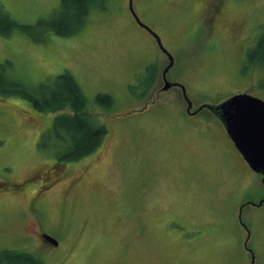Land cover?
<instances>
[{"label":"rangeland","instance_id":"rangeland-1","mask_svg":"<svg viewBox=\"0 0 264 264\" xmlns=\"http://www.w3.org/2000/svg\"><path fill=\"white\" fill-rule=\"evenodd\" d=\"M60 1L0 0V19L33 26L53 17ZM135 1L163 36L173 58L166 80L184 87L189 114L179 88L160 91L168 60L123 7L44 44L0 34L1 79L27 93L71 73L85 109L105 128L93 150L60 158L40 139L72 110L51 114L25 95L0 96V182H23L3 188L16 196L0 202V251L39 264H251L253 256L264 264L263 176L211 112L192 114L240 93L264 101V59L250 57L264 34V0H224L210 25L196 0ZM199 30L205 40L194 47ZM98 95L110 104L97 105ZM46 167L52 178L34 174ZM38 232L58 246H43Z\"/></svg>","mask_w":264,"mask_h":264},{"label":"trees","instance_id":"trees-1","mask_svg":"<svg viewBox=\"0 0 264 264\" xmlns=\"http://www.w3.org/2000/svg\"><path fill=\"white\" fill-rule=\"evenodd\" d=\"M109 1L61 0L53 17L37 21L33 26L22 25L13 20L4 24L0 19V34L9 36L16 31L25 34L37 43L47 41L51 35L70 37L83 28L86 19L98 15V10H105ZM261 37L258 39L257 48L250 54L251 58L257 55L258 61L264 59V34ZM0 81L3 84L0 87L1 95H25L33 107L51 114L64 108L72 110L70 115L54 117L50 128L40 139V142L43 141L42 148H52L57 157L71 159L76 155L87 153L93 150L102 138L105 132L104 126L85 109L88 100L84 97L81 87L68 72L60 74L52 82L29 87L27 93L19 88L21 85L17 81L12 80L11 82L1 78ZM110 99L108 95H98L95 97V102L97 105L105 106L110 104ZM0 264L39 263L24 253L3 250L0 251Z\"/></svg>","mask_w":264,"mask_h":264},{"label":"water","instance_id":"water-1","mask_svg":"<svg viewBox=\"0 0 264 264\" xmlns=\"http://www.w3.org/2000/svg\"><path fill=\"white\" fill-rule=\"evenodd\" d=\"M168 87L170 84L166 83L164 89ZM187 103L190 102L187 100ZM206 108L220 119L249 168L264 176V101L243 93ZM49 241L56 245L51 239Z\"/></svg>","mask_w":264,"mask_h":264},{"label":"snow or ice","instance_id":"snow-or-ice-1","mask_svg":"<svg viewBox=\"0 0 264 264\" xmlns=\"http://www.w3.org/2000/svg\"><path fill=\"white\" fill-rule=\"evenodd\" d=\"M187 2L189 4L192 3V0H187ZM196 2L198 3L199 7L203 10V12L206 14V16L208 17L207 23L210 25L213 20L212 18L215 17V15L218 13V11L223 7L224 4V0H196ZM129 6L131 5V0H128ZM133 15H135V13H132ZM205 32L203 30H199L194 32V34L191 37L192 40V44L195 47L197 44H199V42L201 40L204 39L205 36ZM169 67H171V64L168 65ZM164 71H167V69H165ZM2 81H0V87H2ZM181 88V92H180V96L182 99L187 100V96L185 95L184 91H183V87L182 85L179 86ZM187 108H192V104L191 103H187ZM208 105L205 104H198L196 109L193 111L192 114H195V112H199L202 111L204 107H207ZM213 111H215V109H212ZM246 235L250 236V232H247L246 229ZM245 247H247V240H245L244 242ZM253 260V264H254V256L252 257Z\"/></svg>","mask_w":264,"mask_h":264},{"label":"flooded vegetation","instance_id":"flooded-vegetation-1","mask_svg":"<svg viewBox=\"0 0 264 264\" xmlns=\"http://www.w3.org/2000/svg\"><path fill=\"white\" fill-rule=\"evenodd\" d=\"M37 174H41L40 176L41 177H43V178H52L53 177V173H52V169L51 168H46V169H44V170H42V171H40V173H37ZM29 177V176H28ZM27 178V177H26ZM25 178H22L21 179V181L22 180H24ZM21 183H23V182H21ZM21 183H13V184H9V183H3V182H0V202L1 201H4V200H6V199H12V198H14L16 195H12V194H8V193H4L3 192V188L5 189V188H7L8 189V187L11 185V186H14V187H19L20 186V184ZM55 183V182H54ZM8 185V186H7ZM3 192V193H2ZM18 194H22V196L26 199L27 197L25 196V194H27V193H25L24 191H22V192H19ZM28 195V194H27ZM18 197V196H17ZM27 202H28V199H27ZM37 237H38V239H39V241L40 242H42L43 244H45V246L46 245H49V246H51V247H57V246H54V245H52V244H50V243H48V242H45L44 241V239L42 238L43 237V234L42 233H38L37 234Z\"/></svg>","mask_w":264,"mask_h":264}]
</instances>
